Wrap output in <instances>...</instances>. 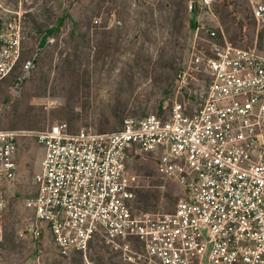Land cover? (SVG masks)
<instances>
[{
    "label": "built area",
    "instance_id": "2783aa9c",
    "mask_svg": "<svg viewBox=\"0 0 264 264\" xmlns=\"http://www.w3.org/2000/svg\"><path fill=\"white\" fill-rule=\"evenodd\" d=\"M56 1L0 0V89L9 79L27 81L54 43L49 27L31 51L27 46L30 16ZM218 3L187 0L192 29L206 31L205 47L188 65L207 77L197 103L189 95L161 115L126 117L112 132H71L60 123L35 134L44 154L20 237L47 233L62 257L86 255L97 241L120 264H264V52L227 41ZM251 16L264 24L263 2L253 4ZM187 75L179 73L181 87ZM25 135L0 129V239ZM136 155L155 159L183 189L171 211L137 208L126 175Z\"/></svg>",
    "mask_w": 264,
    "mask_h": 264
},
{
    "label": "rangeland",
    "instance_id": "374dc122",
    "mask_svg": "<svg viewBox=\"0 0 264 264\" xmlns=\"http://www.w3.org/2000/svg\"><path fill=\"white\" fill-rule=\"evenodd\" d=\"M178 1L62 0L39 6L30 16L28 50L42 29L52 27L55 41L40 52L27 81L16 86L9 79L0 89V129L27 134L18 144L17 177L8 185L0 264H120L97 241L85 261L60 256L47 233L20 237L31 220L25 201L35 194L33 179L44 154L35 134L60 123L71 132L83 127L112 132L126 117L161 115L189 95L194 102L207 77L188 65L192 52L205 47L206 31L190 28L187 0L175 19L172 4ZM257 2L264 0H219L216 14L227 41L264 52V24L251 16ZM182 71L188 75L181 87ZM126 172L132 190L148 196L141 197L140 208L146 203L167 212L184 197L151 157H129Z\"/></svg>",
    "mask_w": 264,
    "mask_h": 264
},
{
    "label": "trees",
    "instance_id": "16d2710c",
    "mask_svg": "<svg viewBox=\"0 0 264 264\" xmlns=\"http://www.w3.org/2000/svg\"><path fill=\"white\" fill-rule=\"evenodd\" d=\"M171 4H172V3H171ZM172 6L176 8V10H175V13H176L175 16H176V17H175V19H177V18L179 17V13L182 12V9H183V11H184V0H179L178 2H174V3L172 4ZM180 8H181V11H180ZM189 25H190V28H193V27H194V26H193L194 24H193V21H192V20L189 21ZM53 32H54V30L52 31V33H53ZM175 45H176V44H175ZM170 69H173L172 65L170 66ZM169 77H170V76H169ZM144 116H145V115H144ZM123 120H124V119L121 120L120 125H119V128H117V129L114 130V131H117V130H119V129L121 128ZM135 194H136V197H137V204L142 202V198H141V197H143L144 200H147V198H148L147 195L140 196V192H139V191H135ZM136 206H137V208H140L138 205H136ZM140 209L150 210V209H149V205H147L146 203H144V204H143V207L140 208Z\"/></svg>",
    "mask_w": 264,
    "mask_h": 264
},
{
    "label": "flooded vegetation",
    "instance_id": "af4514ba",
    "mask_svg": "<svg viewBox=\"0 0 264 264\" xmlns=\"http://www.w3.org/2000/svg\"><path fill=\"white\" fill-rule=\"evenodd\" d=\"M88 251H89V247H88L86 255H82V254H77V255L80 256L83 260L88 261Z\"/></svg>",
    "mask_w": 264,
    "mask_h": 264
},
{
    "label": "crops",
    "instance_id": "0c3cea01",
    "mask_svg": "<svg viewBox=\"0 0 264 264\" xmlns=\"http://www.w3.org/2000/svg\"><path fill=\"white\" fill-rule=\"evenodd\" d=\"M74 256V255H73ZM72 257V256H71Z\"/></svg>",
    "mask_w": 264,
    "mask_h": 264
}]
</instances>
